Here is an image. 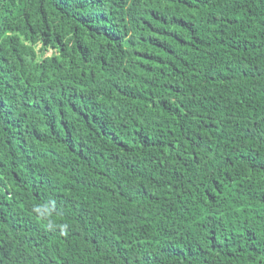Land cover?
Listing matches in <instances>:
<instances>
[{
    "label": "trees",
    "instance_id": "16d2710c",
    "mask_svg": "<svg viewBox=\"0 0 264 264\" xmlns=\"http://www.w3.org/2000/svg\"><path fill=\"white\" fill-rule=\"evenodd\" d=\"M0 264H264V0H0Z\"/></svg>",
    "mask_w": 264,
    "mask_h": 264
}]
</instances>
